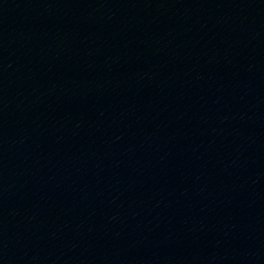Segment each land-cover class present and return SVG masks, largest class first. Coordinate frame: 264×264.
Here are the masks:
<instances>
[{
    "label": "water",
    "instance_id": "95a60500",
    "mask_svg": "<svg viewBox=\"0 0 264 264\" xmlns=\"http://www.w3.org/2000/svg\"><path fill=\"white\" fill-rule=\"evenodd\" d=\"M0 47L264 157V0H0Z\"/></svg>",
    "mask_w": 264,
    "mask_h": 264
}]
</instances>
